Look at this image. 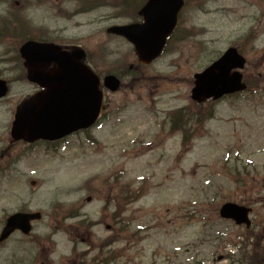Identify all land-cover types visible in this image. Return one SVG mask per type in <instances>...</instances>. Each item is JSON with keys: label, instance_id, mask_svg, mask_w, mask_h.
I'll return each mask as SVG.
<instances>
[{"label": "rangeland", "instance_id": "obj_1", "mask_svg": "<svg viewBox=\"0 0 264 264\" xmlns=\"http://www.w3.org/2000/svg\"><path fill=\"white\" fill-rule=\"evenodd\" d=\"M143 1L127 0L132 8L122 13L111 2L83 9L81 0H0V78L10 86L0 99V230L13 212H42L29 236L16 232L0 244V264H242L250 232L264 246V0H188L178 29L186 33L134 71L132 46L105 30L137 21L133 8ZM28 20L51 41L90 51L99 75L113 69L123 76L117 92L103 90L104 119L91 131L96 143L83 133L57 146L12 141L15 106L35 89L20 79L14 50L30 35ZM4 28L11 33L2 37ZM230 46L244 53L251 89L218 101L183 148L166 114L189 105L194 73ZM125 65L134 73L117 70ZM174 113L181 129L184 118ZM138 189L135 202H118L114 222L112 199ZM226 201L253 208L248 232L220 218ZM110 235L116 241L92 261Z\"/></svg>", "mask_w": 264, "mask_h": 264}, {"label": "water", "instance_id": "obj_2", "mask_svg": "<svg viewBox=\"0 0 264 264\" xmlns=\"http://www.w3.org/2000/svg\"><path fill=\"white\" fill-rule=\"evenodd\" d=\"M183 4L182 0H148L141 9L144 17L142 24L114 26L108 32L119 34L133 43L139 59L149 62L156 57L176 23V16ZM20 52L31 68L28 78L44 90L34 94L17 106L11 135L15 140L36 139L54 140L61 138L80 128L90 126L99 112L101 94L98 91V78L79 60L84 53L75 50L71 53L60 52L52 44L25 43ZM56 63L52 71H39L40 65ZM244 59L234 48H229L219 59L203 72L195 75L192 98L202 101L205 98L215 99L224 94L244 89L240 83L241 75L231 72L234 68H242ZM104 85L116 90L119 80L108 75ZM7 88L0 81V97ZM250 209L235 203H225L220 208V216L230 218L237 224H250ZM40 218L39 213H16L9 216L0 234V241L6 239L15 229L28 234L30 220Z\"/></svg>", "mask_w": 264, "mask_h": 264}, {"label": "trees", "instance_id": "obj_3", "mask_svg": "<svg viewBox=\"0 0 264 264\" xmlns=\"http://www.w3.org/2000/svg\"><path fill=\"white\" fill-rule=\"evenodd\" d=\"M4 33H5V31H2V37L5 36V35H3ZM205 111L208 112L209 115L211 114L210 107L207 108ZM183 114L184 115L188 114V110L187 109H182V111L177 110V111H175L174 116L176 117V120H177V116L180 117V116H183ZM184 134H186V131H184ZM183 141H184L183 142V144H184L186 141L185 140H183ZM134 198H135V195H132V194H127L126 196H123V199H126V200H132ZM115 217H116V215H114V218ZM241 258H242L241 261L243 262V264H264V252L260 248L258 243H256V242L250 251L246 250L242 253Z\"/></svg>", "mask_w": 264, "mask_h": 264}]
</instances>
